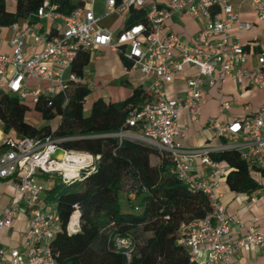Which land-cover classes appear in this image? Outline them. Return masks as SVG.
I'll return each mask as SVG.
<instances>
[{
  "label": "built area",
  "instance_id": "2783aa9c",
  "mask_svg": "<svg viewBox=\"0 0 264 264\" xmlns=\"http://www.w3.org/2000/svg\"><path fill=\"white\" fill-rule=\"evenodd\" d=\"M79 2L66 14L58 10L55 0H42L35 13L8 27V52L0 53V92L32 105L41 97L56 95H62L66 102L71 89L92 87L88 79L71 71L78 54H90L97 48L118 53L129 63V73H140L150 80L146 90L151 100L129 112L124 128L105 136L139 140L167 153L172 162L170 174L200 191L209 203L210 212L204 218L181 224L177 244L195 264H229L237 251L264 248V233L254 230L239 239L223 241L230 233V219L217 188L226 170L211 158L221 149H234L247 165L264 172V105L254 113L245 108V116L232 123L210 120L207 127L226 142L218 148L184 147L178 141L183 132L177 126L182 111L190 117L199 115L206 87L219 91L227 78L264 89V52L257 53V67L250 69L248 53L232 37L234 31L253 30L250 23L239 18L240 3L247 4L264 24V0H105L100 15L95 12L97 0ZM131 8L144 10L143 23L127 24ZM112 14L126 17V24L117 34L101 25ZM174 14L204 20V27L191 45L165 30V22ZM32 19L37 24L50 22L48 34L41 33ZM186 67L195 68L197 75L185 80V95L181 99L167 98L164 86ZM228 109L229 104L221 100L219 116ZM75 139L45 136L5 140L0 152V180L12 181L18 196L1 212L0 230L12 226L20 205L25 206L27 214L26 247L8 253L0 250V258L5 257L7 264H56L51 242L61 231V223L56 210L45 202V182L57 178L65 185L73 184L98 160L89 153L62 147ZM57 150L62 153L55 154ZM198 160L208 170L201 178L195 176ZM127 198L133 201L135 195ZM79 229V213L74 211L66 232L72 235ZM115 247L129 262L133 241L117 239ZM203 250L205 258L201 260Z\"/></svg>",
  "mask_w": 264,
  "mask_h": 264
},
{
  "label": "trees",
  "instance_id": "16d2710c",
  "mask_svg": "<svg viewBox=\"0 0 264 264\" xmlns=\"http://www.w3.org/2000/svg\"><path fill=\"white\" fill-rule=\"evenodd\" d=\"M8 2L13 3L11 10ZM41 2L0 0V28L28 18ZM55 2L66 14L80 5L79 0ZM128 14V25L145 21L144 10L131 8ZM120 57L127 68L129 63ZM89 62L90 54L82 52L71 71L83 76ZM89 94L88 89L75 87L66 102L56 95L41 97L30 106L0 92V124L5 134L34 139L75 137L62 147L98 157L81 180L65 185L57 179L46 191L45 200L53 203L61 223V231L51 242L56 264H195L177 238L181 224L200 220L210 212L205 195L170 174L172 162L167 153L139 140L105 136L124 128L129 112L149 102L151 95L137 87L121 102L95 101L86 115L83 104ZM32 111L42 121L58 123L57 127L34 126L28 118ZM151 157L157 160L155 164ZM211 158L229 168L225 183L230 191L249 195L258 189L250 177L252 168L237 150L221 149ZM130 194L135 198L127 211L125 206V210L121 208L120 197ZM74 211L79 213L80 229L68 235L66 227ZM117 239L133 241L129 262L117 251ZM173 256L179 259L171 260Z\"/></svg>",
  "mask_w": 264,
  "mask_h": 264
},
{
  "label": "crops",
  "instance_id": "0c3cea01",
  "mask_svg": "<svg viewBox=\"0 0 264 264\" xmlns=\"http://www.w3.org/2000/svg\"><path fill=\"white\" fill-rule=\"evenodd\" d=\"M103 6L104 2L101 6H99L96 2L95 12L97 15L103 13ZM239 7V18L244 22L250 23L253 26V30L250 32L234 31L232 33V37L234 40H237L248 53L249 59L247 67L253 69L257 67V53L264 52V24L257 20L247 4L240 3ZM9 10H11V7ZM33 24L37 25L39 31L45 35L48 34L51 27L50 22L45 20L39 24L34 21ZM125 24L126 17L124 15L118 16L115 14L105 17L101 22L103 27L109 29L114 34H117ZM164 26L166 31L180 36L185 43L191 45L194 42L199 30L204 27V20L194 19L186 15L174 14L165 22ZM45 28L47 32L45 31ZM9 37L10 32L8 28L0 29L1 54L8 52L7 43ZM94 53L96 56L92 59V62H94V65H97L99 64L97 55H110L114 52L106 48H97L95 51L90 53V62ZM121 61L123 67L125 68V73L123 72L124 74L121 76L122 79L124 78L123 82H121V86H126L124 89V97L121 100L123 101L131 94V89L133 90L137 87L147 89L150 80L146 81L140 73H129L127 70L128 67L126 68L124 66V61L122 59ZM196 75L197 70L195 68L186 67L183 73L174 76L172 82L164 86L167 98H183L186 92L185 80L187 78L196 77ZM83 77L86 79L90 77L85 74V69ZM88 80L92 83V87L89 89V96L91 95V99L88 100L89 96L86 98L83 104L84 110L86 103L89 102L92 106L95 102V100H93L95 98L92 97L97 92L95 88V81L90 78ZM99 99L108 103L101 97ZM221 100L229 104V109L223 115L219 116L218 104ZM29 105L32 106L31 103ZM262 105H264V89L259 90L249 87L245 82L243 84H238L234 80L227 78L224 80L219 91L213 87L205 88L202 101L200 103L199 115L197 117H190L186 111H182L180 113L177 120V126L182 130L183 136L180 137L178 141L184 147L189 149L221 147L226 142L222 138L217 137L214 131L207 127L208 122L210 120H216L220 123H232L245 116V108H247L249 112L254 113ZM91 106L88 112L84 111L86 115L89 114ZM262 117H264V114H262ZM28 118L30 122L38 128L49 125L51 129H54L58 125V123L53 124L52 122L42 121L33 111L28 114ZM34 120L38 121V123L35 122V124ZM8 138L16 139L11 133L5 134L3 132L2 125L0 124V152L3 149L5 140ZM196 165V177L201 178L208 173V170L200 164L199 160ZM220 165L225 168L226 173L219 182L217 192L222 195L221 201L230 219V233L228 236L223 238V241L229 242L234 239H239L243 237L248 230L264 233V172L254 169L248 165L249 168H252L250 170V177L257 183L258 189L247 195L246 193H236L230 191L225 183V178L229 172V168L226 165ZM53 183L54 182L49 183L48 190L52 188ZM15 196H18V192L15 189L13 182L10 180H0V214L10 203V200ZM45 202L47 203L48 208L55 209L53 203L46 200ZM26 229L27 214L25 212V206L22 204L18 209V214L13 221L12 226L9 229L3 228L0 230V250L8 253L14 249H24L26 247ZM204 258L205 251L203 250L200 259L203 260ZM0 264H7L5 257L0 258ZM229 264H264V248L254 246L249 251H237L230 257Z\"/></svg>",
  "mask_w": 264,
  "mask_h": 264
},
{
  "label": "rangeland",
  "instance_id": "374dc122",
  "mask_svg": "<svg viewBox=\"0 0 264 264\" xmlns=\"http://www.w3.org/2000/svg\"><path fill=\"white\" fill-rule=\"evenodd\" d=\"M104 0H98L97 4L101 6L103 4ZM13 3L8 2L7 6L8 8H12ZM100 9V8H99ZM45 31L47 32L46 28ZM95 53L92 55L91 62L89 65L85 68V74L87 76H90L89 78L91 80L95 81V88L97 90L96 94L92 97L95 98L93 100H98L100 97L103 98L106 102H119L124 97V89L126 86H121V82H123V79L121 76L125 73V68L122 65L121 57L118 53L114 52L110 55H97V58L99 59V64L94 65V62H92V59L95 57ZM123 69V71H122ZM124 72V73H123ZM88 78V79H89ZM132 91V89H131ZM128 92V91H126ZM128 94V93H127ZM91 99V95L88 97V100ZM30 101H26V103H29ZM91 106V103H86L85 111L88 112L89 108ZM38 123V121L34 120V123ZM35 123V124H36ZM54 124V123H53ZM150 161L152 164H155L157 160L154 157L150 158ZM45 180V179H44ZM47 181V180H45ZM52 182H56L57 178L51 179ZM47 184V188L49 187L48 181L45 182ZM130 203V204H129ZM120 204L121 208L124 209V206L127 208V211L130 210L129 206L132 204L131 200L122 195L120 197ZM125 208V209H126ZM124 209V210H125ZM179 259L177 256H173L171 260Z\"/></svg>",
  "mask_w": 264,
  "mask_h": 264
},
{
  "label": "water",
  "instance_id": "95a60500",
  "mask_svg": "<svg viewBox=\"0 0 264 264\" xmlns=\"http://www.w3.org/2000/svg\"><path fill=\"white\" fill-rule=\"evenodd\" d=\"M62 152H60L59 150H57L56 152H55V154H61Z\"/></svg>",
  "mask_w": 264,
  "mask_h": 264
},
{
  "label": "bare ground",
  "instance_id": "6f19581e",
  "mask_svg": "<svg viewBox=\"0 0 264 264\" xmlns=\"http://www.w3.org/2000/svg\"><path fill=\"white\" fill-rule=\"evenodd\" d=\"M74 221H75V217L73 216V218H72V224H73Z\"/></svg>",
  "mask_w": 264,
  "mask_h": 264
}]
</instances>
